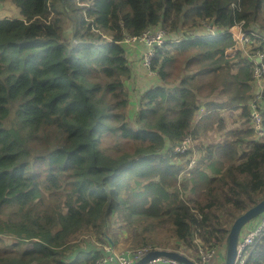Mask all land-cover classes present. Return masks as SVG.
<instances>
[{"label": "trees", "instance_id": "16d2710c", "mask_svg": "<svg viewBox=\"0 0 264 264\" xmlns=\"http://www.w3.org/2000/svg\"><path fill=\"white\" fill-rule=\"evenodd\" d=\"M0 1L19 13L0 18V235L29 242L0 253V264H78L71 237L93 231L91 242H109L111 212L158 220L187 247L199 234L225 253L234 219L264 198V137L249 139L252 130L241 128L197 146L203 155L182 184L191 186L187 199L177 187L187 162L172 160L191 150L172 151L187 134L221 128V108L241 106L247 116L252 70L234 60L239 52L225 56L234 46L228 30L243 22L264 36V0H240L237 11L235 0ZM207 24L216 35H206ZM159 27L193 37L157 49L151 68L164 85L136 87L143 92L132 126L126 86L136 79L121 40ZM215 91L226 99H208ZM198 96L207 99L205 113L191 123ZM103 251L88 250V264ZM247 264H264V236Z\"/></svg>", "mask_w": 264, "mask_h": 264}, {"label": "built area", "instance_id": "2783aa9c", "mask_svg": "<svg viewBox=\"0 0 264 264\" xmlns=\"http://www.w3.org/2000/svg\"><path fill=\"white\" fill-rule=\"evenodd\" d=\"M240 0H235L231 3V8L234 11L240 9ZM243 22H237L232 25L228 32L231 34L234 41L233 51H237L236 47L242 44L251 45L255 50L254 57L246 59L251 67L252 81L255 83V93L246 102L245 106L247 109L246 124L247 128L252 130L254 140L259 141L264 137V91L260 83L264 80V36L254 28L249 30H243ZM206 35H216V27L214 25L207 24L205 29ZM190 37L192 35L177 33L173 36L167 35L166 31L162 28H149L143 34L136 36H125L121 43L128 44L130 46H138L139 52L137 58H135L137 66L132 71L133 76L140 72L139 66L144 68L148 73L147 75L154 74L151 68L155 52L165 42L175 40L180 41L183 38ZM242 44H238V43ZM262 45V47H261ZM242 109V107L240 106ZM202 110L203 109H199ZM195 115V114H194ZM199 117V116H198ZM197 117V119H198ZM191 142V135H185L174 148L175 152H185L188 149V144ZM188 163V162H187ZM195 161H190L184 171H189ZM253 221V220H251ZM249 221L241 229L237 244H236V255L233 264H247V261H251L252 251L256 244L264 236V213L251 223ZM245 227V228H244ZM177 246L159 247L156 244H143L138 247H132L124 251H118L113 249L111 246H103V253L97 257L93 264H135L138 260L143 258L147 253L153 250H168L177 252L181 255L192 260L195 264H224V250L217 246H207L199 234L194 233L192 239V246L187 247L182 241L173 238ZM190 248L195 252L193 256ZM145 264H181L174 259L166 256L155 257Z\"/></svg>", "mask_w": 264, "mask_h": 264}, {"label": "rangeland", "instance_id": "374dc122", "mask_svg": "<svg viewBox=\"0 0 264 264\" xmlns=\"http://www.w3.org/2000/svg\"><path fill=\"white\" fill-rule=\"evenodd\" d=\"M3 17L6 18L19 17L18 10L11 1H7V2L0 1V18ZM68 34L69 33L65 31V35L68 36ZM238 44H242V43L239 42ZM128 46L132 50L131 54L129 55V58L132 59L133 62V59L137 58L138 56L137 52H139V48L138 46L135 45L132 46L128 45ZM236 47L238 48V50L233 51L232 49L233 51L232 55L230 54L229 51L227 52L226 57L234 58L237 52H239V57L235 58L234 60H239L241 57L245 59L250 58L251 60L254 57L255 50H252L254 48L251 45L247 46L246 44H242V47L238 45ZM135 50L138 51L136 52ZM136 66H137L136 61L131 63V67L133 71ZM237 67L238 65L234 66L231 69V71L236 72ZM139 68L141 69L140 72L134 75L135 76L134 79H136L135 85H134V81L129 79L127 81V86H126L127 92L130 97L129 100L131 101V103L129 102V106L127 110L129 116L126 115V118L132 126H134V119L136 117V114L131 115L132 112L130 110H132L133 113L137 111L138 97L140 93L143 92L138 90L136 87H141L144 90L146 88H150L153 86L164 85V82L161 79L157 78L155 71L154 74L149 76L147 74L150 73H148L143 67L141 68L139 66ZM155 78L157 79L153 82ZM157 80L159 84L157 83ZM260 85L264 91V80L261 81ZM253 87H255V83L254 81H251V83H249L250 90L248 91V94L250 96H252L255 93V89H253ZM240 92H241L240 95L244 94L243 91ZM227 93L224 92L223 95H221L219 94V91H215L208 99L211 98L212 101L222 102L226 99ZM205 100L207 99L201 96H198L197 98V102L201 105H203ZM234 110H235L234 108L228 107L225 111L219 112V115L222 117V123H221L222 127L221 128L216 127L206 132L201 131L198 138L191 137V142L188 144V149L191 150V153L186 155L184 158L175 157L172 161L178 165H183L185 162L189 163L190 161L199 160L203 155V150L198 148L197 146H206L208 144L221 142L226 131L236 130L240 128H247V124H245L243 121L245 120L244 118L239 122L241 118L239 115H237L236 113L235 114L228 113V111L234 112ZM238 111H239L238 109L235 110V112ZM196 113L197 111H194L191 117L189 118V120H191V123H195V121L197 122V120L199 119V118L197 119ZM168 124H170L169 121ZM249 139H254V137L250 136ZM177 144L178 143L175 142L173 147H176ZM172 153H175V151L173 150ZM188 163H186L184 167H186ZM189 176H190L189 171L183 172V169L178 174L177 187L179 189V195L181 198L187 199L190 196V191H189L191 187L190 184H188L186 188L182 187V184L188 180ZM133 216H135V214ZM230 220L231 218L229 216H227L226 214L223 215L222 221L224 224L229 225ZM254 220L255 219H253V221ZM253 221H251V223ZM156 222H158V220H154L153 222H151L150 219H141L140 221H135L134 217H131L130 219L128 218L125 219V214L119 215L116 212H111L108 217L107 225H105L106 237L109 240V242L103 238H101L102 240L100 241L97 240V242H91L94 240V235L97 236L96 233H94L93 231L90 233L89 231H86L84 234L75 233L71 237V243L75 244L74 245L75 250L71 254V256L76 258L80 263L82 262V264H88L90 262V259H89V255L88 256L86 255V252L88 250H91V248H96L98 246L100 247V245L102 244L103 246L113 245L112 247L113 249L118 251H124L132 247H138L140 245H143V243L146 242L145 238L146 239L149 238L151 240L150 242H153V244H156L161 248L167 246H177L176 242L173 239L174 237H171L170 234L164 232L163 230H160L156 225H154V223ZM142 236L143 239H141ZM88 243H90V245ZM16 244L17 246H15ZM28 246H29V242L26 241H22L21 244L18 246V239L14 236L0 235V253L7 252L10 254H16L18 250L20 252L21 250L27 248ZM190 251L191 254L194 256L195 255L194 250L190 248ZM93 252L96 251L94 250ZM64 259L65 258H62V260Z\"/></svg>", "mask_w": 264, "mask_h": 264}, {"label": "water", "instance_id": "95a60500", "mask_svg": "<svg viewBox=\"0 0 264 264\" xmlns=\"http://www.w3.org/2000/svg\"><path fill=\"white\" fill-rule=\"evenodd\" d=\"M264 213V198L257 202L254 206L248 208L239 214L230 226V230L226 237L225 242V253H224V264H233L236 255V244L238 240L239 233L242 227L249 221L257 218ZM166 256L181 264H195L192 260L181 255L177 252L168 250H153L147 253L143 258L138 260L135 264H145L149 260L158 257Z\"/></svg>", "mask_w": 264, "mask_h": 264}, {"label": "crops", "instance_id": "0c3cea01", "mask_svg": "<svg viewBox=\"0 0 264 264\" xmlns=\"http://www.w3.org/2000/svg\"><path fill=\"white\" fill-rule=\"evenodd\" d=\"M232 49H233V47L232 48H230V49H226V51H225V56L227 55V52H229L230 51V54L232 55V53H233V51H232ZM136 52L138 51V50H135ZM131 52H132V50H131ZM131 54V53H130ZM137 54H138V52H137ZM134 62V61H133ZM137 64V63H136ZM158 78V77H157ZM157 78H155L154 80H153V82L157 79ZM159 79V78H158ZM157 83H158V80H157ZM159 84V83H158ZM211 99V98H210ZM206 101V100H205ZM200 105V107L196 110L197 111V117L198 118H200V116L201 115H203L204 113H205V110H204V108H202L203 107V105H201V104H199ZM228 107H226V108H221L219 111L220 112H222V111H225L226 109H227ZM199 109H203V111L202 110H199ZM235 110H239L238 112H235V110H234V112H232V111H228V113H236L237 115H239L241 118H240V120H239V122L244 118L245 120H243L244 121V123L246 124V118L245 117H243L242 115H241V113H242V109L238 106V107H236V108H234ZM196 122V121H195ZM241 129V128H240ZM69 257V256H68ZM78 264H82V262L80 263V262H78Z\"/></svg>", "mask_w": 264, "mask_h": 264}, {"label": "bare ground", "instance_id": "6f19581e", "mask_svg": "<svg viewBox=\"0 0 264 264\" xmlns=\"http://www.w3.org/2000/svg\"><path fill=\"white\" fill-rule=\"evenodd\" d=\"M206 77V76H205ZM221 167H223V166H221ZM214 171V170H213ZM210 173V172H209ZM94 244V243H93ZM95 245V244H94ZM212 245V244H211ZM89 253V252H88ZM87 258V257H86Z\"/></svg>", "mask_w": 264, "mask_h": 264}]
</instances>
